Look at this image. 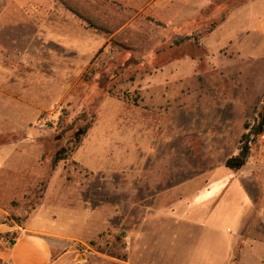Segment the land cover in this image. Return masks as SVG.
Segmentation results:
<instances>
[{"label": "rangeland", "instance_id": "rangeland-1", "mask_svg": "<svg viewBox=\"0 0 264 264\" xmlns=\"http://www.w3.org/2000/svg\"><path fill=\"white\" fill-rule=\"evenodd\" d=\"M69 1L92 26L57 0H0V248L43 227L73 238L55 264H163L171 210L260 126L264 0ZM87 110L73 151L78 125L59 127ZM234 173L253 201L239 245L264 241V134Z\"/></svg>", "mask_w": 264, "mask_h": 264}, {"label": "crops", "instance_id": "crops-1", "mask_svg": "<svg viewBox=\"0 0 264 264\" xmlns=\"http://www.w3.org/2000/svg\"><path fill=\"white\" fill-rule=\"evenodd\" d=\"M173 1L176 0L119 3L150 12ZM261 28L264 30V23ZM252 206L249 192L234 171L227 167L214 170L212 178L191 199L180 201L171 210V224H177L179 229L161 237L162 263L264 264V256H260L264 241L250 240L239 245ZM71 239L63 232L29 228L13 245L0 248V260L4 264H55L68 252Z\"/></svg>", "mask_w": 264, "mask_h": 264}, {"label": "trees", "instance_id": "trees-1", "mask_svg": "<svg viewBox=\"0 0 264 264\" xmlns=\"http://www.w3.org/2000/svg\"><path fill=\"white\" fill-rule=\"evenodd\" d=\"M62 4L66 10H68L71 14H73L78 19L89 23L92 26V23L90 22L89 17L84 14L83 11L78 9L77 7L73 6L69 0H57ZM85 80H90L91 76L85 75ZM100 88H104L105 83L102 82V79L99 81ZM107 93L113 94L112 91L107 90ZM120 96V95H118ZM125 100L132 101L135 105L139 103V100L137 97L135 98H129L127 96H123ZM97 116L95 111L93 110H87L82 112L78 117H76L73 121L68 123L67 125H60V132H59V138L63 137L64 134L68 131L73 130L75 125H78L77 128L74 130V133L72 135V150H76L82 143L83 139L86 137L87 133L91 130L94 123L96 122ZM264 134V128H260V126H255L252 130L247 131L243 133V135L240 138L239 141V148L237 154L230 156L226 162L225 167L229 168L232 171H238L241 168H243L252 152L253 145L256 143V140ZM64 155H58L56 158H63ZM11 245L15 243L14 240L9 241Z\"/></svg>", "mask_w": 264, "mask_h": 264}, {"label": "water", "instance_id": "water-1", "mask_svg": "<svg viewBox=\"0 0 264 264\" xmlns=\"http://www.w3.org/2000/svg\"><path fill=\"white\" fill-rule=\"evenodd\" d=\"M260 128H264V109H263V115H262V120H261V122H260ZM64 150H62V152H63ZM57 156H58V154H57Z\"/></svg>", "mask_w": 264, "mask_h": 264}]
</instances>
